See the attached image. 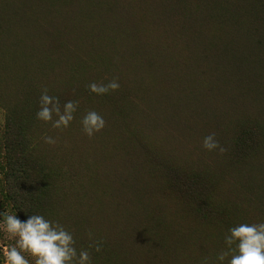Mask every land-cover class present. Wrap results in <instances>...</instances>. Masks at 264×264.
I'll return each instance as SVG.
<instances>
[{
    "label": "rangeland",
    "instance_id": "rangeland-1",
    "mask_svg": "<svg viewBox=\"0 0 264 264\" xmlns=\"http://www.w3.org/2000/svg\"><path fill=\"white\" fill-rule=\"evenodd\" d=\"M37 1L0 0V18ZM84 1L89 13L48 1L53 16L85 19L77 40L40 19L42 47L74 54V67L0 63V211L64 225L91 264H211L229 227L264 221V0ZM107 31L113 43L92 49L87 37ZM143 60L156 80L129 72ZM112 80L106 94L88 90ZM45 90L76 103L67 128L35 118ZM89 110L105 120L98 137L77 123ZM210 133L222 152L202 147Z\"/></svg>",
    "mask_w": 264,
    "mask_h": 264
},
{
    "label": "clouds",
    "instance_id": "clouds-1",
    "mask_svg": "<svg viewBox=\"0 0 264 264\" xmlns=\"http://www.w3.org/2000/svg\"><path fill=\"white\" fill-rule=\"evenodd\" d=\"M87 87L91 93L103 95L117 89L119 84L112 80L106 84L92 82ZM38 104L35 118L44 123L51 122L55 129L67 128L76 111L74 101H66L61 107L58 99L49 96L46 90L41 93ZM79 122L81 131L88 137L105 125L103 116L95 110L84 113ZM43 139L47 144L56 143L51 136ZM202 147L208 151L224 150L214 139V133L203 137ZM15 211H0V233L12 241L0 245V264H29V258L34 264H91L89 251H77L75 240L64 225L41 214H29L21 220ZM94 250L99 252L100 245L96 244ZM201 264H209L208 258H203ZM211 264H264V221L241 222L229 227L223 235V247Z\"/></svg>",
    "mask_w": 264,
    "mask_h": 264
},
{
    "label": "trees",
    "instance_id": "trees-1",
    "mask_svg": "<svg viewBox=\"0 0 264 264\" xmlns=\"http://www.w3.org/2000/svg\"><path fill=\"white\" fill-rule=\"evenodd\" d=\"M52 4L58 5L60 9H68L69 5H73V9H77L81 4H84V9L86 10V3L84 0H78L77 3H73L71 0H48ZM46 0H41V4L44 3V8H40V2H36V8L32 11L33 14L24 16L23 14H13L3 12L0 18V59L1 65L8 69L12 70L14 74V69L17 64L23 67H30V64L27 62V59L31 60L34 65L43 71L52 70L50 74L56 73L58 68H61L67 71V65H73L71 62L75 59V55L70 56H52V54L44 49L41 45V28L43 24L40 19H45L47 22L45 24L48 28L53 29L54 31H61L62 34L68 35L72 40L79 39L84 33H86V21L84 18H80V13L76 14H62L58 9L55 10V16L52 12L48 10L50 8L49 3ZM29 3H32L31 0ZM45 10V11H41ZM87 11V10H86ZM89 13V11H87ZM49 14V16H48ZM72 14V19L70 18ZM39 18V19H37ZM34 21V23H32ZM28 22V25H25ZM24 23V24H23ZM31 23V24H30ZM36 24H42L36 26ZM70 26L72 29L70 30ZM51 26V27H50ZM61 32H56L61 35ZM102 35V33L97 34ZM94 35L91 38L87 37V41L92 43L94 46L92 49H96L97 46H102L108 48L113 43V35L107 31L102 37ZM87 36V34H86ZM167 51H172L171 54L181 55L174 47L165 46ZM61 51V50H60ZM82 50L76 52L77 55H81ZM13 55V56H8ZM168 56H166V59ZM181 58V56L179 57ZM133 60V59H132ZM131 62L135 63L137 61L133 60ZM146 60V59H145ZM143 60L140 66H134L132 63L131 67L127 65L130 73H137V76L142 80L147 82H152L157 79V75L154 76V73L157 71L151 66L150 62L147 63ZM156 64L157 61H155ZM150 64L149 66H145ZM190 67V66H189ZM134 68V69H133ZM12 74V75H13ZM152 79V80H151ZM180 76L177 77L179 81ZM149 84V83H148ZM83 115L81 113L78 116L77 123L80 124V117ZM97 133V137L99 132ZM93 134L94 137L95 134ZM88 224L91 228H96L101 224L95 223L93 217L88 218Z\"/></svg>",
    "mask_w": 264,
    "mask_h": 264
}]
</instances>
